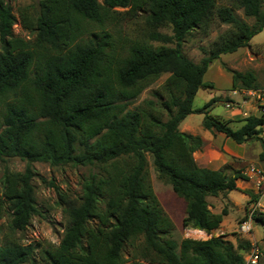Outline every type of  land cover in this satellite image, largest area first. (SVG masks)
Masks as SVG:
<instances>
[{
    "label": "trees",
    "instance_id": "16d2710c",
    "mask_svg": "<svg viewBox=\"0 0 264 264\" xmlns=\"http://www.w3.org/2000/svg\"><path fill=\"white\" fill-rule=\"evenodd\" d=\"M30 8L17 11L33 36L24 39L13 34V8L0 0V160L26 161L21 171L5 168L1 178L0 218H7L0 264H246L240 253L246 246L235 247L225 234L178 242L172 222L159 230L162 214L143 181L150 157L157 179L184 203L182 227L206 233L219 228L228 210L212 212L207 197L239 190L236 180L246 176L227 173L225 165H198L194 152L204 143L179 125L189 114L204 113V129L236 143L258 140L264 159V116L241 118L233 129L209 114L213 99L193 107L198 90L212 87L203 80L209 64L264 31V0H39L34 14ZM117 8L131 18L144 13V37L119 36L116 42L111 25ZM236 9L253 22L239 18ZM215 20L228 28L193 62L183 42L196 31L208 35ZM228 71L230 89L258 88L253 71ZM164 73L153 91L159 102L144 99L130 108ZM36 161L96 169L83 177L75 201L51 183L67 217L58 244H25L17 235L38 212ZM256 219L263 223V213ZM128 247L130 258L124 255Z\"/></svg>",
    "mask_w": 264,
    "mask_h": 264
},
{
    "label": "rangeland",
    "instance_id": "374dc122",
    "mask_svg": "<svg viewBox=\"0 0 264 264\" xmlns=\"http://www.w3.org/2000/svg\"><path fill=\"white\" fill-rule=\"evenodd\" d=\"M3 1L13 8V11L17 16V11L24 6H32L33 8H30V11L34 14V9L36 8L39 0ZM230 2L231 0H217L218 5L230 4ZM117 10L120 13L116 15L117 18L111 25L113 37L116 42L119 36H127L129 38L144 37L146 31L143 19L144 13L138 12L135 17L131 18L130 15L124 13L125 8H117ZM235 14L248 23L253 22V18L245 16L241 9H236ZM17 18V21L12 27L13 34L24 39H32L33 36L21 27L19 17L17 16ZM227 28L228 25L218 23L215 20L208 35H203L198 31L192 33V35L188 36L183 42V53L193 62L199 63L203 56H205L204 49L209 47L210 42L218 33L225 31ZM158 31L171 34V30L168 27H161ZM150 42L154 46L161 44L158 41ZM168 45L173 46V44ZM228 69L253 71L256 76L258 88L264 90V31L255 34L246 46L241 47L232 53L221 54L217 59L212 61L203 76V80L211 83L212 87L200 88L193 99V107L196 109L202 108L211 99H213L214 101L210 103L208 107L209 114L224 121L226 119L229 120L227 121L228 125L231 128H235L239 126L238 122H240L241 118H244V116L236 111L231 112L233 110L226 109V102L229 100V97L233 96L229 92L231 87V74ZM167 75V73L162 74L153 84L145 88L129 107L133 108L139 105L144 99H153L157 101L158 99L154 97L153 91L162 84ZM235 98L238 99L237 96H235ZM158 102L159 101H157V103ZM245 109L253 115L264 116V112L262 111L263 107H259L258 109L255 105L252 107V105L248 103ZM228 115H230V118H226ZM203 117L204 113H192L186 117L185 122H188V126L194 132H199L200 130L204 131L201 124ZM261 129V136L264 138V125H262ZM147 160L143 190L144 193L148 195L153 193L156 204H158V210L162 214V218L158 221V229H165L167 228L168 223L172 222L174 225L172 236L178 242L183 237L200 239L199 235H195L194 233L191 234V232L189 233L186 231V229L190 228L184 229L182 227V215L184 214L185 209L184 203L180 204V200L171 192L170 187L157 179L151 163V158L148 157ZM262 162H264V160H262ZM25 165L26 161L18 157H10L5 161L0 160V192L2 189L1 178L4 169L8 168L14 171H21L24 169ZM256 166L257 168H260L261 162L257 161L255 163V167ZM32 167L34 170L32 183L34 186L38 212L31 217L26 228L17 235L25 244H58L67 224V217L63 211L64 205L59 199V196L51 183L57 185L61 192L64 193L70 200L75 201L81 196V182L83 177L91 170L94 171L96 169L93 167H76L71 165L51 166L48 163L41 161L32 162ZM232 194L235 199L242 201V203L244 202L240 192L234 191ZM207 200L210 204L209 208L212 209L219 208L221 210L223 207H226L228 210L230 205L228 202L220 208L219 197L215 199L210 196ZM249 200H255V196L251 197ZM260 207L264 215V198L260 200ZM237 213V208H233L232 211H228V213L223 217L224 220L220 232L224 233L226 235L225 239L232 242L235 247H238L239 244L246 246V249H242L244 250L242 253L244 260L251 250V247L256 246L259 249L257 264H264V222L255 223L252 231L248 234H239L236 231V228L242 216ZM6 218L7 215L0 218V243L3 238ZM202 237H204V235ZM131 254L132 248H126L124 252L125 257L130 258Z\"/></svg>",
    "mask_w": 264,
    "mask_h": 264
},
{
    "label": "crops",
    "instance_id": "0c3cea01",
    "mask_svg": "<svg viewBox=\"0 0 264 264\" xmlns=\"http://www.w3.org/2000/svg\"><path fill=\"white\" fill-rule=\"evenodd\" d=\"M247 104L248 103H243L241 105L242 110H246L245 107ZM231 112H234V111H231ZM186 117L180 123L179 129L183 132L200 136V138L202 139L204 143L201 149H198L194 152V158L196 162L198 163V165L202 167H208L211 169H219L225 165L227 173L233 174L235 170H241L242 173L246 176V179L236 180V185L239 188V191L232 190L225 194L221 193L217 196H211V197H214L215 199L219 197V207L220 208L221 206L223 207L224 204L229 202L230 205L228 207V211H232L233 208H237V212H238L237 214H240L243 217L245 210H246V206L250 201L249 199L255 196L254 191L251 190L254 185V176L248 171V168L250 166H255V163L257 161L258 162L260 161L261 167L259 169L262 168V170H264V162H262V160L259 158V154L262 151L261 143L258 140H248L244 143H236L234 140L225 136L221 132H216V131L211 132L207 129H204L203 127L202 129L204 131L200 130L199 132H194L188 126V122H185ZM226 118H230V115H228ZM225 121H229V120L226 119ZM238 123H239V126L242 124L241 122H238ZM239 126L233 129H236ZM243 190H248L249 192H252L253 194L252 193H251L252 195L247 194ZM234 191L241 193V196L243 197V200H244L243 203L242 201H239L234 198V195L232 194V192ZM209 207H210V204H209ZM210 210L215 213H218L221 211L219 208L218 209L210 208ZM259 210L262 213L261 207L259 208ZM223 220L219 228L213 230L211 233H206L205 231L199 230V229H192V228L190 229L184 228V229H186V231L189 233L191 232V234L194 233L195 235H199L200 239L201 238L206 239L204 237L209 238L211 235L219 236V235L224 234L220 232L222 228ZM203 235L204 237H202Z\"/></svg>",
    "mask_w": 264,
    "mask_h": 264
},
{
    "label": "built area",
    "instance_id": "2783aa9c",
    "mask_svg": "<svg viewBox=\"0 0 264 264\" xmlns=\"http://www.w3.org/2000/svg\"><path fill=\"white\" fill-rule=\"evenodd\" d=\"M230 93L233 96L229 97V100L225 104L228 109L247 117L253 114L246 110L243 111L241 105L243 103H250L252 107L255 105L258 109L259 107H263L262 111L264 112V90L260 88H233L230 90ZM235 96H237L238 99H236ZM248 171L254 176V185L252 189L254 191L255 200L249 201L243 217L237 224L236 231L239 234L250 233L253 229V225L258 223L256 217L260 212V200L264 198V170L255 166H250ZM258 258L259 249L256 246H252L245 258V262L246 264H257Z\"/></svg>",
    "mask_w": 264,
    "mask_h": 264
},
{
    "label": "water",
    "instance_id": "95a60500",
    "mask_svg": "<svg viewBox=\"0 0 264 264\" xmlns=\"http://www.w3.org/2000/svg\"><path fill=\"white\" fill-rule=\"evenodd\" d=\"M244 252V250H241L240 253L242 254Z\"/></svg>",
    "mask_w": 264,
    "mask_h": 264
}]
</instances>
